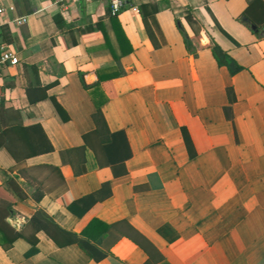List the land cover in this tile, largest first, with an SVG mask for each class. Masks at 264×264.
I'll return each instance as SVG.
<instances>
[{
	"label": "crops",
	"instance_id": "1",
	"mask_svg": "<svg viewBox=\"0 0 264 264\" xmlns=\"http://www.w3.org/2000/svg\"><path fill=\"white\" fill-rule=\"evenodd\" d=\"M7 5L0 48L20 62L0 68V186L11 171L26 198L0 264H264V0ZM112 18L131 48L119 61Z\"/></svg>",
	"mask_w": 264,
	"mask_h": 264
},
{
	"label": "trees",
	"instance_id": "2",
	"mask_svg": "<svg viewBox=\"0 0 264 264\" xmlns=\"http://www.w3.org/2000/svg\"><path fill=\"white\" fill-rule=\"evenodd\" d=\"M157 8L154 5V8L152 9V14L154 15L157 12ZM54 23L58 27L59 30L64 32H72V25L67 23V21L64 19V17L61 14H56L54 17ZM112 29L117 36L118 45L120 48V55H117L115 51L113 52V56L115 60L119 61L121 57L126 56L131 51V48L126 44L122 30L119 28L118 21L116 18H112L111 20ZM182 34L184 35V42L186 47L190 52L193 54H196V51L192 48V42L191 39L187 36L185 31L181 29ZM105 38H107L105 36ZM124 39V40H123ZM77 44V41L74 39L72 43H67L66 46H75ZM213 57L215 58L217 64L219 67H225L230 74V76H234L242 71V67L230 56L227 52H225L218 44L214 43L210 47ZM24 73L26 77V87L27 88H33L35 87L36 82H32L28 75L31 73L36 80L39 77V67L37 65L32 66H24ZM82 83L84 87L87 89V85H85V82L82 78ZM37 86V85H36ZM233 91L231 88L227 89V96L232 103L234 100L232 98ZM226 113H229L230 107L225 108ZM229 117V116H228ZM94 122L96 124V128L98 130L104 129L106 126V123L104 121L103 115L101 113L100 108H97V112L93 115ZM184 140L187 146L188 151H190V155L192 152V143L187 135V133L184 131ZM193 156V154H192ZM2 175L5 176V181L2 186H0V245L5 250H8L12 247L14 242L22 237L21 233L16 230L15 227H13L9 220L16 217V211L14 210V206L18 204L20 201H23L26 198V195L24 193L23 188L16 182V180L10 175L12 173L1 171ZM42 217V224L45 228V231L51 236L52 239H55L48 226L54 225L52 223V220L46 216ZM47 225V227L45 226Z\"/></svg>",
	"mask_w": 264,
	"mask_h": 264
},
{
	"label": "built area",
	"instance_id": "3",
	"mask_svg": "<svg viewBox=\"0 0 264 264\" xmlns=\"http://www.w3.org/2000/svg\"><path fill=\"white\" fill-rule=\"evenodd\" d=\"M13 0H0V17L3 16L8 9L7 3ZM86 3H92L98 0H84ZM133 0H110V12L112 16H118L124 10L132 7ZM17 25L26 22L25 18H19L14 21ZM19 59L15 53L6 46L0 48V68L8 66H17L19 64Z\"/></svg>",
	"mask_w": 264,
	"mask_h": 264
}]
</instances>
